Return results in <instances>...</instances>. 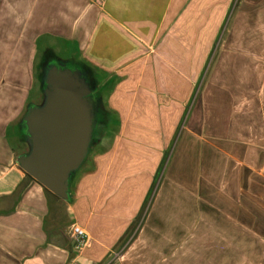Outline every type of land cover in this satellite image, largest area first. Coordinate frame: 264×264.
Instances as JSON below:
<instances>
[{"label": "crops", "instance_id": "crops-1", "mask_svg": "<svg viewBox=\"0 0 264 264\" xmlns=\"http://www.w3.org/2000/svg\"><path fill=\"white\" fill-rule=\"evenodd\" d=\"M233 4L0 0V47L15 33L11 61L30 73L0 108V264H264V107L248 103L264 96V0H241L205 78ZM41 39L100 76L110 113L67 201L16 162L34 63L53 48Z\"/></svg>", "mask_w": 264, "mask_h": 264}, {"label": "water", "instance_id": "water-1", "mask_svg": "<svg viewBox=\"0 0 264 264\" xmlns=\"http://www.w3.org/2000/svg\"><path fill=\"white\" fill-rule=\"evenodd\" d=\"M38 103L21 116L27 150L18 166L62 200L69 199L70 179L88 158L95 125L92 87L77 68L52 65L44 75Z\"/></svg>", "mask_w": 264, "mask_h": 264}, {"label": "rangeland", "instance_id": "rangeland-1", "mask_svg": "<svg viewBox=\"0 0 264 264\" xmlns=\"http://www.w3.org/2000/svg\"><path fill=\"white\" fill-rule=\"evenodd\" d=\"M252 1H254V0H250V2H252ZM240 5H241V0H234L232 10H230V12H228V15L226 16L227 23L224 26V28L222 29V31L220 32V35H219L218 41H217V45L215 46V49H213L211 59L206 63L205 72L207 74H206L205 78H208V74L210 72V71H208V69H209V66H210L209 64L211 63L212 58H214L217 54H219V52L224 51V46H225L224 42L228 38V35L230 34V26L234 22L236 23V22L240 21V19L238 18V15L240 14L239 10H241L240 7H242ZM249 18H251L250 20H252V23L255 22V19H256L255 15L254 16L251 15ZM11 34H13V35H11ZM13 36H15V33L8 32L7 37H9L8 39H10L9 45L0 47V58L2 59V60H0V108L3 106H6V103H7L6 99L7 98H8V104L9 105L12 106V103L13 104L16 103V101H18V99H20L22 92L25 91L27 89V87L29 86L30 73H29L28 65H27L28 62L25 61L24 63L16 64V63H13V61H11L13 59V57H15V54L17 52V48H14V46H12V43L15 44V41H13V39H14ZM42 40L43 39H41V41ZM42 44L53 45L52 49H53L55 54H51L50 58L47 59V61L48 60L51 61L55 57V55H58V56L61 55V53L56 52V50H57V47L58 48L60 47V49H62V47H63L62 44H64V43L61 41L53 40V39H51V40L46 39V40L42 41ZM16 55L19 56L18 54H16ZM203 81H204V79H203ZM30 85H31V80H30ZM252 87H255L254 89H256L257 86L252 85ZM260 87H261V85L259 86V88ZM31 88H32V90L30 92V99H31L30 102L38 103L40 101V96H39L40 93L38 92L37 84L35 82L34 77H32V87ZM239 98L241 99L244 97H239ZM248 103L250 105L261 104V108H262V107H264V96L263 95L257 96V95L252 94L248 97ZM250 107H252V106H250ZM5 108L7 109V107H5ZM8 110H9V107H8ZM24 111H25V109L23 110V112ZM6 114H10V112L9 113L6 112ZM256 118H258V115L256 116ZM20 119H21V114L17 118V121H20ZM259 119L261 121L262 116H260L258 119H256L254 121V125L257 124L256 122H259L258 121ZM259 125H261V124H259ZM256 127H258V125H256L255 127L250 126L249 127L250 131L252 129H257ZM259 132H261V129H259ZM14 133H15L14 130L11 128L10 129L11 137L15 136ZM26 150H27V146L24 148L23 151L26 152ZM139 219L137 220L138 223H140ZM138 223H137V225H138ZM140 225H141V223L139 224V226ZM175 236L176 235H169L170 238L175 237ZM250 245H252V243H250ZM256 259L262 261L263 257L260 256L259 258H257V255H255V256L250 255V264L255 263Z\"/></svg>", "mask_w": 264, "mask_h": 264}, {"label": "flooded vegetation", "instance_id": "flooded-vegetation-1", "mask_svg": "<svg viewBox=\"0 0 264 264\" xmlns=\"http://www.w3.org/2000/svg\"><path fill=\"white\" fill-rule=\"evenodd\" d=\"M51 54H55L53 49H46L45 51L41 52V54H39L35 60L34 63V72H33V77L35 79V82L37 84V88H38V92L40 93V98H41V94H42V90L44 87V75L46 70L52 66V65H56V66H61V67H70V68H77L78 70H80L81 72V76L90 84V86L92 87V92H91V96L92 98H94V112H95V125L93 128V134H92V145L95 146V144L102 138L97 131V128L99 126L98 124V120H100V118H102L101 114L103 113V106H102V95L100 94V90H99V86L97 87L95 84V72L93 69H91L88 66H83V68H81L80 66V62L74 61L71 57H62L61 55H55V57L50 61L47 59L50 58ZM78 64V65H76ZM33 104V103H31ZM30 104V105H31ZM18 125H20L19 130L21 131L20 133H18V140L22 141L23 143H25V137H24V133H23V126L22 123L20 122ZM23 133V137H20V134ZM25 147H26V143H25Z\"/></svg>", "mask_w": 264, "mask_h": 264}, {"label": "built area", "instance_id": "built-area-1", "mask_svg": "<svg viewBox=\"0 0 264 264\" xmlns=\"http://www.w3.org/2000/svg\"><path fill=\"white\" fill-rule=\"evenodd\" d=\"M68 235L74 242L76 247H81L85 243L84 229L78 224H71L68 228Z\"/></svg>", "mask_w": 264, "mask_h": 264}, {"label": "trees", "instance_id": "trees-1", "mask_svg": "<svg viewBox=\"0 0 264 264\" xmlns=\"http://www.w3.org/2000/svg\"><path fill=\"white\" fill-rule=\"evenodd\" d=\"M76 65H78V64H76ZM82 65V66H81ZM80 66H81V68H83V66H85V64L84 63H82V62H80ZM94 81H95V84H96V86H99L100 85V83H101V78H100V76H98V74H96V72H95V79H94ZM105 90V89H104ZM103 89L101 90V94L103 93V91H104ZM31 101V99H30V97L28 98V102H27V105H30L32 102H30ZM106 114H108V116H109V111H107L106 110ZM103 114V113H102ZM105 114V115H106ZM105 115H103V117L102 118H100V120H98V124H99V126H98V128H97V131H98V134L100 135V130H102V127L106 124V116ZM21 131H19V133H20ZM20 137H23V133H21L20 134ZM93 144V143H92ZM78 172V171H77ZM76 174V173H75ZM75 174H73L72 175V177H71V179H70V186H71V181H72V178L74 177V175ZM27 177H28V179H30V180H33L31 177H29L28 175H26ZM69 199H70V195H69ZM68 199V200H69Z\"/></svg>", "mask_w": 264, "mask_h": 264}]
</instances>
